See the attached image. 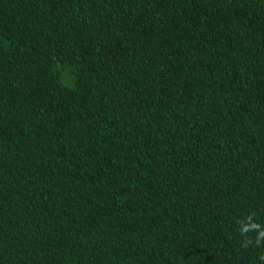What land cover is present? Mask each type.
Masks as SVG:
<instances>
[{"label": "trees", "instance_id": "obj_1", "mask_svg": "<svg viewBox=\"0 0 264 264\" xmlns=\"http://www.w3.org/2000/svg\"><path fill=\"white\" fill-rule=\"evenodd\" d=\"M262 231L264 0H0V264H264Z\"/></svg>", "mask_w": 264, "mask_h": 264}, {"label": "clouds", "instance_id": "obj_2", "mask_svg": "<svg viewBox=\"0 0 264 264\" xmlns=\"http://www.w3.org/2000/svg\"><path fill=\"white\" fill-rule=\"evenodd\" d=\"M246 219H250V218H246ZM252 228H259V225H257V224H253V223H251V222H249V223H241V232H245V231H248V230H250V229H252ZM260 235H264V231H262V232H260ZM259 241H257V243H258Z\"/></svg>", "mask_w": 264, "mask_h": 264}]
</instances>
